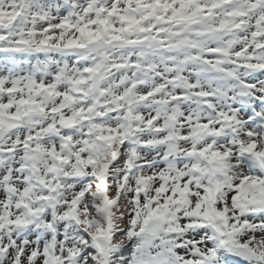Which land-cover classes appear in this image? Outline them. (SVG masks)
I'll use <instances>...</instances> for the list:
<instances>
[{
  "label": "snow or ice",
  "instance_id": "6c2138e0",
  "mask_svg": "<svg viewBox=\"0 0 264 264\" xmlns=\"http://www.w3.org/2000/svg\"><path fill=\"white\" fill-rule=\"evenodd\" d=\"M0 264H264V0H0Z\"/></svg>",
  "mask_w": 264,
  "mask_h": 264
}]
</instances>
